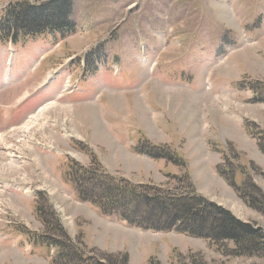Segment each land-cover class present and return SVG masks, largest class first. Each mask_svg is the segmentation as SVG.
I'll list each match as a JSON object with an SVG mask.
<instances>
[{
    "label": "rangeland",
    "instance_id": "1",
    "mask_svg": "<svg viewBox=\"0 0 264 264\" xmlns=\"http://www.w3.org/2000/svg\"><path fill=\"white\" fill-rule=\"evenodd\" d=\"M21 1L0 0V19L7 5ZM70 20L76 25L71 35L42 36L12 47L17 54L5 83L1 75L10 51L0 44V133L17 131L38 108L54 101L70 106L67 114L50 110L41 120L43 128L32 127L28 137L18 139L17 131L4 138L6 144L0 140L6 154L0 157V264H55V249L33 247L28 234H51L68 243V255L81 257L71 264H264L263 211L238 198L206 165L219 158L215 170L237 185L249 177L244 190L264 206V155L246 130L253 145L242 142L235 120L236 133L213 121L206 129L204 110L199 116V105L190 98L208 97L210 90L234 91L239 85L245 90L252 85L254 96L264 83V43L257 31L264 29V0H72ZM53 71L58 78L46 86ZM67 78L71 92L59 98ZM166 89L179 94L167 97ZM252 111L250 117L259 121L244 120L243 128L249 122L256 134H264V108ZM30 120L36 121L34 116ZM204 137L214 140L212 145ZM30 143L32 150L26 148ZM158 147L171 159L139 153ZM10 154L17 155L24 176L3 172ZM71 167V179L78 168L87 172L83 188L88 190L99 183L162 199L192 191L258 232L260 250L238 254L229 241L126 226L97 212L102 191L90 194L89 201L78 197L68 176ZM35 204L49 214L51 230L43 226ZM131 208L135 219L146 224L173 215L169 211L156 218L157 205L140 200L129 201L126 210Z\"/></svg>",
    "mask_w": 264,
    "mask_h": 264
},
{
    "label": "trees",
    "instance_id": "2",
    "mask_svg": "<svg viewBox=\"0 0 264 264\" xmlns=\"http://www.w3.org/2000/svg\"><path fill=\"white\" fill-rule=\"evenodd\" d=\"M51 6L48 8V6ZM72 0H49V4H40L39 6L31 5L28 1L16 2L8 5L2 14L0 20V42H11L13 45L25 44L29 39H36L45 35H58L61 38L73 33L76 29L75 23L70 20ZM254 90V88L252 87ZM254 102L264 103V83L255 88ZM249 132L257 140V146L264 155V134L257 128L248 126ZM158 149V150H155ZM155 152L150 150H139V153L147 154L154 159L170 160L167 153L161 152L159 147L154 148ZM219 173L229 182L235 189L238 197L243 200L251 208L260 209L264 213V206H259L257 200L251 193H246L245 186L250 184L249 177L236 185L232 177H228L225 172L219 169ZM89 175L83 168H79L74 176L79 195L83 200H92L90 194L96 191H102L104 201L100 205V209L106 215L117 216L124 219L128 224L143 229L153 231H177L183 232L193 237H202L217 243L219 240L229 241L233 244L235 253H255L260 250L258 232L251 229L249 225H244L226 210L218 207L216 204L199 196L192 191L187 195H174L172 197H163L151 194H128L119 187H103L97 183L90 190L84 189L83 185L88 182ZM121 190V192H120ZM139 196H144L141 198ZM156 198L152 202L151 199ZM127 199L128 201H125ZM140 200L144 205L155 203L157 208L154 209L153 215L156 218L162 217V214L173 215L168 220H156L151 224L142 223V220L135 219V213L132 208L127 211L129 201ZM158 200V201H156ZM153 208V207H152ZM151 208V209H152ZM181 209V213L173 211V209ZM172 209V210H171ZM152 211V210H151ZM150 211V212H151ZM45 214V215H44ZM41 214L43 223L51 230L49 220H46L48 213ZM191 216H195L191 220ZM136 220V221H135ZM196 224H195V222ZM191 222V223H190ZM40 245H54L58 252L55 261L57 264H71L75 260H81V257L75 255L70 257L67 253L68 243L53 238L51 235H43L36 239ZM246 243L247 246L243 247ZM95 263H99L97 260Z\"/></svg>",
    "mask_w": 264,
    "mask_h": 264
},
{
    "label": "crops",
    "instance_id": "3",
    "mask_svg": "<svg viewBox=\"0 0 264 264\" xmlns=\"http://www.w3.org/2000/svg\"><path fill=\"white\" fill-rule=\"evenodd\" d=\"M258 26H260V24ZM257 31L258 32L261 31V36L263 37V42L261 41V43H264V29L262 28V26L259 27L257 29ZM232 92H234V93H232ZM217 93H219V94H217ZM174 94H176V96H178L177 94H179V91H175V93L172 92L171 94H165V95L167 97H170L171 95H174ZM221 94H223V97H221ZM203 95L204 94H199V95L193 94L192 96H190V98L193 99L199 105V116L201 114L202 109L204 110L203 113H204V116H206L205 120L207 121V126L205 128L207 129V128L211 127V125L209 124V122H211V121H213V123L218 125L219 127L224 128L227 126H229V127L231 126L233 129L231 127H230L231 129H227V128H224V129L227 132H233V133H236V130H237V132L243 137L242 142L246 143L245 142V140H246L248 142L250 141V143L252 144L251 140L248 138V135L245 131V128H243L242 121H244V120L249 121V119L253 120V122L259 121L256 118L255 119L257 121L252 119L250 117V113H253L252 107H259V108L263 109L264 103H258V102L251 101L250 100L251 94L248 91V89L247 90L235 89L234 91L221 90L220 92H216V93H213L211 95L209 94L208 97L206 96L207 99H205L206 97H204ZM214 95H217L216 99H215ZM230 111H232V112H230ZM211 114L213 115V117L211 116ZM242 114H245V115L241 116ZM234 120L236 122V124H234L236 130L234 129V127L232 125V121L234 122ZM261 122L264 123V121H261ZM198 126L200 127V130H202L203 126H202V121L200 120V118L198 120L197 127ZM199 127H198V130H199ZM199 140L201 142L202 138L199 137ZM204 141L208 145H212V142H214V140H211L207 137H204ZM244 143L242 145H244ZM208 154H211L213 156L216 153L214 151L209 150ZM198 155H200V151H199ZM206 156L203 157L204 160L206 159ZM214 158L215 159H214V162L212 165H210L211 164L210 162L206 163V165L208 164L207 169L210 171L212 176H215V173H216L215 167H217V165H219V163H220L219 158H216V157H214ZM216 176L219 178L220 181L222 180L221 177H219L217 175V173H216ZM222 183H223V181H222ZM229 187L230 186L228 185L227 188H229ZM238 208H239L238 206H235L234 209L239 211Z\"/></svg>",
    "mask_w": 264,
    "mask_h": 264
},
{
    "label": "bare ground",
    "instance_id": "4",
    "mask_svg": "<svg viewBox=\"0 0 264 264\" xmlns=\"http://www.w3.org/2000/svg\"><path fill=\"white\" fill-rule=\"evenodd\" d=\"M5 79L6 80L8 79L7 75H6ZM172 92L175 93V91H173L171 89L170 90L169 89H166L164 91V94H171ZM69 107L68 106H62L61 104H59L57 102L56 103L53 102V103H51V104H49L47 106L46 105L43 106L42 108L38 109L36 111V113H34L35 115L33 114L32 116H30L24 122V124L21 125L22 126L21 128H17L18 131L21 132V135H22V136H19V137L17 136V138L20 139L22 137H24V138L25 137H28L29 134H30L31 128L34 127V126H36V125L37 126L39 125L41 128H43L42 123H41V120L46 117V114L50 110H55L56 108H59L60 111H62L64 114H67V108H69ZM33 116L35 117L36 121H31L30 120ZM43 121L44 122H47V119L46 120H43ZM0 140H3L4 141V144H6L3 135H1ZM3 141H0V144H2ZM32 146H33V144L30 143V144H28V146L26 148L32 150ZM4 156H6V154L1 153V149H0V157H4ZM16 156L17 155H15V154H10V156H8V163L7 164H4L3 172H5V171H12L15 174H17L18 176H22V175L24 176V174L22 173V166H21V164L18 163V160H17Z\"/></svg>",
    "mask_w": 264,
    "mask_h": 264
}]
</instances>
